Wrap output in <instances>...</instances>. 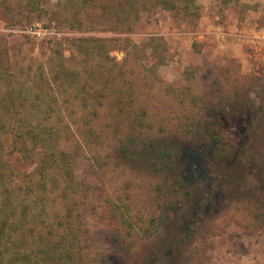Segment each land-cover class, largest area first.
Here are the masks:
<instances>
[{"label": "rangeland", "instance_id": "obj_1", "mask_svg": "<svg viewBox=\"0 0 264 264\" xmlns=\"http://www.w3.org/2000/svg\"><path fill=\"white\" fill-rule=\"evenodd\" d=\"M139 2L82 0L76 14L70 0H0V86L101 40L65 110L78 193L52 195L51 219L73 207L79 264H264V0H196L198 16ZM158 146L173 164L152 161ZM31 154L10 157L16 171ZM113 200L130 213L124 249L104 216Z\"/></svg>", "mask_w": 264, "mask_h": 264}, {"label": "trees", "instance_id": "obj_2", "mask_svg": "<svg viewBox=\"0 0 264 264\" xmlns=\"http://www.w3.org/2000/svg\"><path fill=\"white\" fill-rule=\"evenodd\" d=\"M70 1L72 12L78 14L82 0ZM195 1L140 0L136 11L159 5L172 13L198 16ZM125 26L132 29L127 23ZM99 43L98 39H77L78 52L71 53L67 60H49L52 62L48 65L50 74L43 67L38 75L24 81L3 78L0 86V264H79L67 243L70 236L65 226L73 207L68 205L63 214L53 212L51 219L49 205L53 203L52 195L74 203L78 193L77 181L61 146L71 133V111L66 115L65 110L73 106L72 100L79 98L77 81L88 71L85 59L99 50ZM105 56L113 60L106 51ZM69 60L73 63L71 68L64 63ZM133 60L138 65L141 63L137 55ZM72 89H76V93H70ZM135 144L131 142L124 149L131 159H134L131 145ZM155 148L151 154L153 162L164 158V167L174 163L176 153L173 150L162 146ZM28 151L41 153V158L28 173H19L10 157L17 155L24 161ZM177 152L179 159L182 151ZM104 216L114 222L111 230L114 242L124 249L120 246L130 227L126 226L124 235L119 228L130 225V213L123 202L113 200L108 202Z\"/></svg>", "mask_w": 264, "mask_h": 264}]
</instances>
